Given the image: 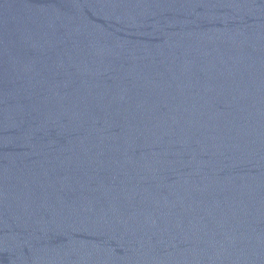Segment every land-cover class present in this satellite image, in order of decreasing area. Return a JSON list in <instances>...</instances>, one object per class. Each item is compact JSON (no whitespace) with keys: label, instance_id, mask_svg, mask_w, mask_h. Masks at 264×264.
Here are the masks:
<instances>
[{"label":"water","instance_id":"95a60500","mask_svg":"<svg viewBox=\"0 0 264 264\" xmlns=\"http://www.w3.org/2000/svg\"><path fill=\"white\" fill-rule=\"evenodd\" d=\"M0 264H264V0H0Z\"/></svg>","mask_w":264,"mask_h":264}]
</instances>
